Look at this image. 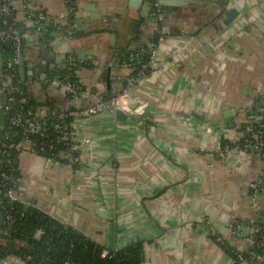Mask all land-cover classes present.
I'll use <instances>...</instances> for the list:
<instances>
[{"label": "crops", "instance_id": "crops-1", "mask_svg": "<svg viewBox=\"0 0 264 264\" xmlns=\"http://www.w3.org/2000/svg\"><path fill=\"white\" fill-rule=\"evenodd\" d=\"M39 1L51 12L64 8L63 0ZM76 1V35L48 24L25 35V90L73 110L123 88L133 112L125 120L106 111L84 117L78 136L91 142L79 146L76 167L22 151L18 194L105 248L141 241V264H235L215 238L249 250L254 226L264 227V181L255 206L249 187L262 160L225 149L241 138L249 102L264 122V0L164 4L166 35L147 76L129 85L132 72L119 59L154 38L148 1ZM233 8L238 15L225 25ZM69 56L80 60L76 75L93 94L70 99L45 83ZM5 115L0 102V131Z\"/></svg>", "mask_w": 264, "mask_h": 264}, {"label": "built area", "instance_id": "built-area-1", "mask_svg": "<svg viewBox=\"0 0 264 264\" xmlns=\"http://www.w3.org/2000/svg\"><path fill=\"white\" fill-rule=\"evenodd\" d=\"M147 1L151 17L156 25L154 38L139 48L128 49L120 57L119 63L132 72L126 77V85L140 82L147 76L157 44L166 35L163 25L165 14L163 4L160 0ZM63 2L64 8L62 11L51 12L39 0H0V54H5V56H2L3 67L0 72V102L3 103L6 112L12 111L17 104L23 105L28 102L19 73V61L22 53L26 51L25 35L28 31L33 28L37 30L40 24L52 25L54 29L58 30L68 28L70 31H77L80 27L82 20L78 12L77 1L63 0ZM69 34L71 33L69 32ZM144 55L148 56V59L144 60L142 58ZM79 67L80 60L69 56L50 72L45 79V83L49 86L62 88L70 99L85 94L91 95L93 93L84 89L76 75ZM110 67L111 64H107L102 71L104 72L105 69ZM126 96L125 90L117 87L110 96H97L96 102L82 109L68 110L62 106L55 108L47 106V108L41 107L39 111L28 109L10 115L8 122L10 127L8 129L2 128L0 131V214L3 215L2 224L0 225V264H36L32 263V256L18 254L10 244H7L10 235L7 226L14 222L9 210L17 203L32 206L28 201H24L16 190L17 183L21 178L20 175H17L19 171V154L29 148L48 161L58 162L63 160L72 166L80 163L79 146L82 143L91 142L88 137L80 138L78 136V128L83 118L100 114L103 111L110 113H115L116 110L133 112L126 101ZM246 113L248 120L243 126L241 138L225 145V149L235 147L246 153H255L262 160L263 169L261 174L249 184L250 201L255 206L261 184L264 181V122L254 112V102L251 101L247 104ZM70 115L73 116V119L67 122V117ZM52 119L54 121L49 122ZM23 121L26 123L25 132L38 134L40 138H48L47 128L49 124L52 125L59 132V135L55 138V144L53 140H49V143H47L49 150H47L46 146L42 144L36 149L37 142L33 140L16 141L13 137V129ZM61 142L65 143L66 148L57 153H50L53 150V145ZM15 151L18 152L16 156ZM47 152L54 156H46ZM260 230L261 227L258 225L253 228L255 233H259ZM42 234L43 232L39 230L35 233V236L38 238ZM215 239L231 255L235 264H264V253L255 250L264 246V236L258 240H252L249 250L231 247L221 236H217ZM13 244H16V248L20 247L16 242H13ZM109 250L111 249H104L103 254H108ZM64 264L70 263L65 262Z\"/></svg>", "mask_w": 264, "mask_h": 264}, {"label": "trees", "instance_id": "trees-1", "mask_svg": "<svg viewBox=\"0 0 264 264\" xmlns=\"http://www.w3.org/2000/svg\"><path fill=\"white\" fill-rule=\"evenodd\" d=\"M8 53V52H5ZM2 56H5L3 54ZM144 60L148 56H142ZM25 89V88H24ZM27 96V103L23 105H15L13 110L6 112L3 122V128L8 129L9 117L17 111H26L28 109L35 111L39 104H46L50 107H57L50 101L46 103H38L30 94L25 90ZM110 96V95H109ZM73 116L67 117V122L71 121ZM50 120L49 122H53ZM26 123L23 121L19 126L13 129V137L16 141L33 140L37 142L35 148L37 149L40 144L45 145L49 150V140H53L59 135V132L52 126L48 125L47 134L48 138H40L38 134H29L25 132ZM264 130V128H263ZM53 150L50 153H57L66 148L65 143H57L53 145ZM49 152L45 155L49 156ZM18 152L15 151V156ZM54 156V155H50ZM60 160V159H58ZM60 162H65L60 160ZM78 163L73 166H77ZM19 174V171L17 172ZM9 212L14 218V222L7 226L10 231L8 236V243L13 250L18 254H26L32 256V263L36 264H141L144 258L143 244L141 241L131 243L127 246L111 249L108 254H103L106 249L103 245L95 241L93 238L85 235L78 229L69 225L61 223L52 218L47 213L39 210L34 206H25L22 203L15 204ZM263 227V226H262ZM41 230L43 234L41 237H36L35 233ZM264 227L260 233H256L255 239H260L264 234ZM11 242V243H10ZM18 243L19 248H16ZM22 243L23 245H21ZM15 246V247H14ZM256 252L264 253V246L256 248Z\"/></svg>", "mask_w": 264, "mask_h": 264}, {"label": "water", "instance_id": "water-1", "mask_svg": "<svg viewBox=\"0 0 264 264\" xmlns=\"http://www.w3.org/2000/svg\"><path fill=\"white\" fill-rule=\"evenodd\" d=\"M186 1H193V0H186ZM186 1H176L175 3L179 4V2L182 4V3H185ZM160 2L164 5V4H170L172 3L171 0H160ZM225 15H226V18L224 20V24L225 25H228L237 15H238V11L236 9H231L230 11H226L225 12ZM92 14H86V17H91ZM63 31L67 32V33H71L73 35H76L77 34V31H70L68 28H63ZM38 34V33H37ZM37 39H38V36H37ZM70 37L67 36L65 37L64 41L65 43L68 45L69 44V41H70ZM69 46V45H68ZM67 54L63 53L62 58L66 56ZM25 59H26V51H24L20 57V61H19V73L21 75V78H22V81L24 82V73H23V69H24V65H25ZM62 62V61H60ZM0 63H1V60H0ZM116 114V117L117 119L119 120H125L127 118V115L121 111V110H116L115 112ZM2 220H3V215L0 214V225L2 224ZM118 247L120 248L121 245H118Z\"/></svg>", "mask_w": 264, "mask_h": 264}, {"label": "rangeland", "instance_id": "rangeland-1", "mask_svg": "<svg viewBox=\"0 0 264 264\" xmlns=\"http://www.w3.org/2000/svg\"><path fill=\"white\" fill-rule=\"evenodd\" d=\"M33 52H34V51H33ZM34 54H36V53L34 52ZM29 56L31 57L30 59H32V57H35V56L32 54V52H29V53H28V57H29Z\"/></svg>", "mask_w": 264, "mask_h": 264}]
</instances>
